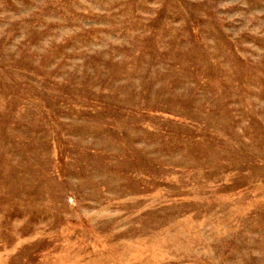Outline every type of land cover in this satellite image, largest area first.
Returning a JSON list of instances; mask_svg holds the SVG:
<instances>
[{
  "label": "rangeland",
  "instance_id": "obj_1",
  "mask_svg": "<svg viewBox=\"0 0 264 264\" xmlns=\"http://www.w3.org/2000/svg\"><path fill=\"white\" fill-rule=\"evenodd\" d=\"M0 264H264V0H0Z\"/></svg>",
  "mask_w": 264,
  "mask_h": 264
}]
</instances>
